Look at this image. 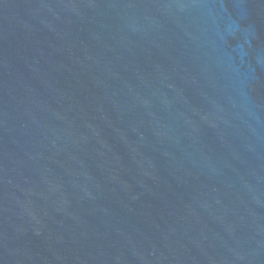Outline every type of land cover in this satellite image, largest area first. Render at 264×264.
Instances as JSON below:
<instances>
[{
    "label": "water",
    "instance_id": "water-1",
    "mask_svg": "<svg viewBox=\"0 0 264 264\" xmlns=\"http://www.w3.org/2000/svg\"><path fill=\"white\" fill-rule=\"evenodd\" d=\"M0 264H264V0H0Z\"/></svg>",
    "mask_w": 264,
    "mask_h": 264
}]
</instances>
